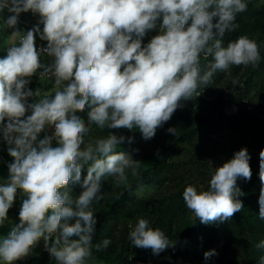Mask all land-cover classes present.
I'll return each instance as SVG.
<instances>
[{
	"label": "clouds",
	"instance_id": "1",
	"mask_svg": "<svg viewBox=\"0 0 264 264\" xmlns=\"http://www.w3.org/2000/svg\"><path fill=\"white\" fill-rule=\"evenodd\" d=\"M247 8V0H0V14L10 13L4 27L16 41L0 58V132L12 158L7 178H0V225L21 199L19 222L0 235V264L24 261L41 241L56 264H99L93 248L106 250L111 240L93 245L92 204L104 198L105 177L125 185L126 169L137 176L140 161L117 151L124 136L93 137V126L135 128L150 140L214 74L258 66L256 40L241 35L223 44ZM28 12L38 15V23L21 30L19 16ZM37 35L46 46L37 47ZM202 57L212 59L202 67ZM33 77L51 80L54 90L31 89ZM167 131L176 135V128ZM250 159L242 148L213 168L206 190L184 189L186 207L201 224L223 223L241 212L237 180H251ZM259 179L258 217L264 221V149ZM76 184L82 191L73 197ZM130 228L136 248L159 255L175 246L145 218ZM254 247L264 250V239ZM216 254L206 251L204 258Z\"/></svg>",
	"mask_w": 264,
	"mask_h": 264
},
{
	"label": "trees",
	"instance_id": "2",
	"mask_svg": "<svg viewBox=\"0 0 264 264\" xmlns=\"http://www.w3.org/2000/svg\"><path fill=\"white\" fill-rule=\"evenodd\" d=\"M261 0H247L248 8L238 13L235 23L238 27L227 32L223 38L226 47L241 35L256 40L260 45L261 60L258 66L251 64L231 66L228 72H217L210 85H200L198 92L209 89L223 82L233 87V81L244 82L239 92L229 91V100L222 95V105L233 103L231 108L219 110L211 105H204L201 94L194 95L191 100L181 101L171 119L156 130L158 134H171L167 130L176 128V144L160 146L159 152L146 159L137 169L138 175L128 178L125 185L117 191L109 184L111 177L102 181L103 199L93 202L92 209L97 217L96 232L93 245L110 239L111 244L106 250L93 255L97 261L105 264H151L154 257L164 258L166 264H172L170 250L180 249L182 252L180 264H259L264 250L254 247L264 239V221L258 217L259 195L261 182L259 179V153L264 149V3ZM10 13L5 10L0 14L4 20ZM38 17V15H37ZM215 22V21H214ZM17 27L24 30L19 20ZM12 29L5 27L0 36V58H3L5 46L1 42H9ZM157 30L149 31L143 43L147 44ZM5 45V44H4ZM211 57L201 58L203 67ZM231 72L233 76L230 77ZM248 76L247 78H245ZM263 77V78H262ZM253 91L262 93L261 102L252 114H249L248 104ZM208 102V101H207ZM86 119V113L80 114ZM250 119H253L251 121ZM97 128V127H96ZM95 128V129H96ZM109 132L124 136L126 139L119 145L117 151L131 155L147 140L137 129H99L93 137H107ZM49 134V133H48ZM128 138H131L130 141ZM55 145V142H54ZM246 148L250 154L252 177L250 181L238 178L237 187L244 193L239 199L244 208L237 212L229 221L204 225L191 213L183 200V191L189 185L207 189L213 171V160L221 153H236ZM5 159L11 162L8 151L2 149ZM82 172V179L86 176ZM152 187V192L146 196L139 195L136 190ZM82 191L79 184L73 185V197ZM113 194L112 198L109 196ZM16 208L9 211V218L0 225V234L5 235L10 228L18 223ZM139 218L149 220L150 227L161 229L165 235L175 241L174 247H169L159 255H154L151 249L132 246L129 232ZM222 232L225 233L222 239ZM44 247L41 241L36 248ZM44 249V248H43ZM215 250L216 255L205 260L206 251ZM45 251V249H44ZM48 264V263H46Z\"/></svg>",
	"mask_w": 264,
	"mask_h": 264
},
{
	"label": "rangeland",
	"instance_id": "3",
	"mask_svg": "<svg viewBox=\"0 0 264 264\" xmlns=\"http://www.w3.org/2000/svg\"><path fill=\"white\" fill-rule=\"evenodd\" d=\"M260 3H264V0H261ZM5 27L3 24V20L0 18V36L1 33H4ZM11 43H16V41L12 38H10L9 42H1V46H5L3 50V55H6V49ZM5 44V45H4ZM230 72V71H229ZM233 72H231L230 77L233 76ZM246 76L245 78H247ZM263 78V77H262ZM264 80H261L260 83H263ZM244 82H240L239 80L236 81V83L233 84V87H230V85L225 84L223 82H220L218 84L213 85L209 89H204L201 92V96L206 99L207 101H204V105H211L214 108H217L219 110H226L228 108L232 107L233 103H229L228 105H222V95L224 96L225 99L229 100V91L233 90L234 94L236 92H239V90L244 87ZM29 87L33 90H35L38 87H41L42 89H47V90H54L53 89V82L51 80H45V81H39L37 77L32 78V82L29 85ZM229 90V91H228ZM253 98V99H251ZM251 101L248 103L250 107L248 106L249 114H252L255 110V108H259L257 105L258 102H261L262 99V93L258 91H253L250 94ZM253 121V119H250ZM93 126V130L91 135L97 130V128ZM50 134V131H49ZM176 144V139L173 137L171 134H161L154 136L152 139L147 140L143 145H141L140 148H138L136 151H134L130 156L137 161H140L139 166L148 158H151L155 156L160 149V146L162 144H165V146H172L173 144ZM55 146V145H54ZM2 149L7 150L8 145L7 143L3 140V135L2 132H0V178H7L8 175V170H7V165L9 161L5 159L4 154L2 153ZM231 153H221L217 157L214 158V166L213 168L222 166V164L229 159H231L234 154L230 155ZM9 158L12 160V158L9 156ZM126 175L129 177H132L131 170L126 169ZM0 182H3L2 179H0ZM109 184L113 186V191L117 192L122 185H118L115 183V180L113 177L109 179ZM153 188L152 187H146L143 189H138L136 192L141 195V196H146L148 193L152 192ZM113 194L109 196V198H112ZM21 204V199L18 195L17 200L13 206V208H16L19 210ZM222 239L225 237V233L222 232ZM1 235V234H0ZM43 242V241H42ZM44 247H39L35 248L33 250L32 255L27 257L24 261L18 262V264H56L55 260L52 259L47 251H44ZM182 252L180 249L176 250H170L169 257L172 259V264H180ZM164 258H159V257H154L151 261V264H166V261H164ZM99 262V261H98ZM99 264H105L103 262H99Z\"/></svg>",
	"mask_w": 264,
	"mask_h": 264
},
{
	"label": "built area",
	"instance_id": "4",
	"mask_svg": "<svg viewBox=\"0 0 264 264\" xmlns=\"http://www.w3.org/2000/svg\"><path fill=\"white\" fill-rule=\"evenodd\" d=\"M19 20L23 23L25 27L24 30H28L38 23L39 17H37V15L32 14L31 12L21 13L19 16ZM36 44L37 47L46 46V42L41 41L39 39V35H37Z\"/></svg>",
	"mask_w": 264,
	"mask_h": 264
}]
</instances>
